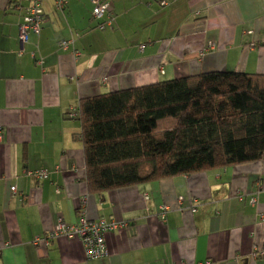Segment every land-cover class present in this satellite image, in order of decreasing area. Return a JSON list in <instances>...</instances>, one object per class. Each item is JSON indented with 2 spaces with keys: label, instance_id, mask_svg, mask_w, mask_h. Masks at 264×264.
Listing matches in <instances>:
<instances>
[{
  "label": "crops",
  "instance_id": "crops-1",
  "mask_svg": "<svg viewBox=\"0 0 264 264\" xmlns=\"http://www.w3.org/2000/svg\"><path fill=\"white\" fill-rule=\"evenodd\" d=\"M106 1L112 20L100 30L92 0L61 10L45 0L41 30L21 45L28 3L0 0V264H264L253 257L264 250V159L89 193L77 118L80 99L99 94L264 75V0ZM38 170L48 178L26 176ZM82 214L127 224L104 235L105 257L87 262L78 239L33 245Z\"/></svg>",
  "mask_w": 264,
  "mask_h": 264
},
{
  "label": "trees",
  "instance_id": "trees-1",
  "mask_svg": "<svg viewBox=\"0 0 264 264\" xmlns=\"http://www.w3.org/2000/svg\"><path fill=\"white\" fill-rule=\"evenodd\" d=\"M89 193L264 159V75L221 71L82 98Z\"/></svg>",
  "mask_w": 264,
  "mask_h": 264
},
{
  "label": "built area",
  "instance_id": "built-area-1",
  "mask_svg": "<svg viewBox=\"0 0 264 264\" xmlns=\"http://www.w3.org/2000/svg\"><path fill=\"white\" fill-rule=\"evenodd\" d=\"M28 3L26 8V15L23 18L22 24L19 26L18 40L21 45L27 41L28 33H39L41 30V22L43 19V2L45 0H22ZM169 1L174 0H162L160 6H166ZM93 19L99 21L97 28L103 30L106 26H109L112 20L111 5L106 0H92ZM66 4L65 0H54V7L56 10H61ZM106 18V19H105ZM105 19V20H104ZM68 42H63L61 48L66 50ZM103 81H106L104 79ZM26 176L35 179L37 182L46 180L48 178V172L45 170L30 171L26 173ZM11 192H15V188L11 187ZM183 198H178V206L182 204ZM193 206L195 200H192ZM254 203V200L251 202ZM191 210H194L192 207ZM169 211L167 206L160 208L159 217L165 218L166 212ZM127 224L124 222H117L114 220L99 219L97 221H90L86 219L83 214L80 216L78 225L65 224L61 219L58 220L54 228L44 237H36L33 240V245L48 246L49 242L54 239H78L83 247L84 256L87 262H93L106 256L107 250L105 245L104 235L107 232H114L123 229ZM264 250H260L253 254V257L262 256Z\"/></svg>",
  "mask_w": 264,
  "mask_h": 264
}]
</instances>
